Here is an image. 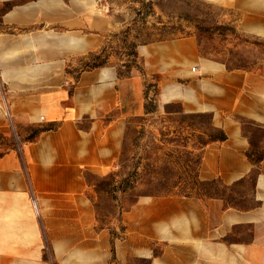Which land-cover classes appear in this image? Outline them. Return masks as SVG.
I'll return each instance as SVG.
<instances>
[{
	"label": "crops",
	"instance_id": "crops-1",
	"mask_svg": "<svg viewBox=\"0 0 264 264\" xmlns=\"http://www.w3.org/2000/svg\"><path fill=\"white\" fill-rule=\"evenodd\" d=\"M99 4L0 0V135L18 132L23 139L0 148V264L113 258L109 228H95L86 173L114 168L127 120L146 115L147 101L141 75L120 77L115 67L80 71L77 78L68 72L71 62L102 48L105 33L124 26ZM233 4L240 26L264 36V0ZM137 52L147 74L157 77L160 109L180 103L186 113H209L227 135L204 148L200 180L231 186L258 173L248 209L221 198L142 197L124 216L117 260L264 264V158L250 160L253 138L245 130L248 124L264 131V73L229 70L203 57L193 36L143 44ZM43 126L51 129L31 131Z\"/></svg>",
	"mask_w": 264,
	"mask_h": 264
},
{
	"label": "rangeland",
	"instance_id": "rangeland-1",
	"mask_svg": "<svg viewBox=\"0 0 264 264\" xmlns=\"http://www.w3.org/2000/svg\"><path fill=\"white\" fill-rule=\"evenodd\" d=\"M230 1V0H229ZM100 9L107 16L120 20L124 26L104 35L101 49L91 52L69 65L68 72L78 77L80 71L115 67L123 74L134 73L143 76L148 113L129 118L126 123L120 156L114 168L103 174L86 173V179L93 189L88 195L95 209V228L112 227L117 232L125 227L124 216L142 197L165 192V187L148 183L145 169L162 168L165 173L175 172L179 186L174 192H184L205 198L222 196L229 207L248 209L252 207L254 182L258 170L243 182L231 186L225 184L196 183L194 174L187 176L190 165L197 171L202 159L203 141L208 140L203 132L213 133L212 115L209 113H181L180 103H172L160 109L156 103L155 75H148L137 48L143 44L157 43L179 37L193 36L203 57L225 64L229 70L246 69L264 73V36L252 28L240 26L241 12L234 0H100ZM98 66V68H97ZM184 111V110H183ZM197 115V116H193ZM235 118H238L235 116ZM32 128L37 132L42 128ZM253 140L252 162H258L264 153V131L245 125ZM22 135L13 132L11 137L0 135V148L8 149L22 142ZM191 152L192 164L186 162ZM140 165L141 178L134 189L126 194L114 193L108 185L111 174L115 180ZM189 171V170H188ZM171 181V182H170ZM167 191V190H166ZM153 197V196H152ZM97 213L100 223L97 224ZM45 259L53 260L51 251L45 252ZM53 264H59L53 260ZM110 264H149L148 260L130 257L125 261L112 259Z\"/></svg>",
	"mask_w": 264,
	"mask_h": 264
},
{
	"label": "trees",
	"instance_id": "trees-1",
	"mask_svg": "<svg viewBox=\"0 0 264 264\" xmlns=\"http://www.w3.org/2000/svg\"><path fill=\"white\" fill-rule=\"evenodd\" d=\"M98 68V66H97ZM232 70V69H231ZM118 74L120 77H131L134 73H128V74H123L121 72L118 71ZM143 76H145L143 74ZM142 76V77H143ZM155 80V85H153V88L155 89V97H156V100H157V96H158V83H157V77L155 76L154 78ZM149 94L148 92L145 90V98H146V101L148 100V97ZM157 103V101H156ZM146 113H148V108H147V105H146ZM181 113H184V111L182 110ZM194 117L197 116V115H193ZM51 129V127H46V128H42L40 129L38 132H41V131H45V130H49ZM213 133H211V131L209 132H203V135L204 136H208V140L207 141H203V144H202V148L201 150L203 151L204 148L210 144V143H215V142H224L227 140V135L226 133L222 130V129H218V128H215L213 127ZM187 161L186 162H189L190 164H192V159L191 158V152L187 153ZM254 155H257V154H250L249 155V158L250 160L252 161V156ZM262 158L256 163L254 162L253 164H258L261 160H263L264 158V153L261 154ZM201 163V162H200ZM200 163L199 166H200ZM199 166H198V169L197 171H194L192 170V167L187 166L188 169H186V173H187V176L192 178V175L194 174V181L196 183H205L203 181L200 180L199 178ZM139 169H140V165L139 164H136L135 167L133 168L132 171H129L128 173H125V175L121 178L120 181H117L115 180V177L117 176L116 173L114 174H111V179L110 180H107L109 183V187L112 189V192L114 193H118L120 192L121 194H126L128 191H131L132 189H134L135 185H136V182H138L141 178H143L142 176V173L139 172ZM145 169V176L147 178V181L148 183H150L151 185H157L158 187H165V192L163 193H159V194H152L150 196H153V197H162V196H172V195H179V196H193L192 194H187V193H184V192H174V189L176 190L178 188V184L175 183V181H170V185L171 186H167L165 185V181H169V180H172L173 178L175 179V172H170V173H165L164 171H161L162 168H150L149 166V170H147L146 168ZM189 170V171H188ZM207 183H210V184H213V185H216V184H220L222 183L221 180L217 179V180H211V181H207ZM223 184V183H222ZM162 187V188H163ZM149 196V195H148ZM196 197H199V196H196ZM207 198H221L223 199L224 201L226 200L224 197L222 196H210V195H207L206 196ZM205 197V198H206ZM138 202V201H137ZM136 204V203H135ZM227 205V204H226ZM233 208V207H231ZM100 216L99 214L97 213V224L99 225L100 223ZM97 228L101 229V228H104L103 226H98ZM109 228V231H110V235H111V244H112V252H113V258L112 259H116V254H115V241L116 240H123L124 237H125V227L121 228L120 231L116 232L114 230V228Z\"/></svg>",
	"mask_w": 264,
	"mask_h": 264
},
{
	"label": "built area",
	"instance_id": "built-area-1",
	"mask_svg": "<svg viewBox=\"0 0 264 264\" xmlns=\"http://www.w3.org/2000/svg\"><path fill=\"white\" fill-rule=\"evenodd\" d=\"M16 135H17V133H16ZM20 144V143H19Z\"/></svg>",
	"mask_w": 264,
	"mask_h": 264
}]
</instances>
